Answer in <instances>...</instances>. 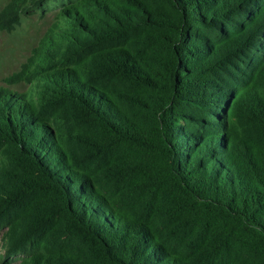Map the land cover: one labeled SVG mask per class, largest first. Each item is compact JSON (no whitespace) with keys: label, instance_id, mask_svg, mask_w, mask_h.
Masks as SVG:
<instances>
[{"label":"trees","instance_id":"trees-1","mask_svg":"<svg viewBox=\"0 0 264 264\" xmlns=\"http://www.w3.org/2000/svg\"><path fill=\"white\" fill-rule=\"evenodd\" d=\"M53 22L0 87V264H264V0H11Z\"/></svg>","mask_w":264,"mask_h":264},{"label":"rangeland","instance_id":"rangeland-1","mask_svg":"<svg viewBox=\"0 0 264 264\" xmlns=\"http://www.w3.org/2000/svg\"><path fill=\"white\" fill-rule=\"evenodd\" d=\"M10 1L0 0V11ZM53 18V13L42 14L38 9H34L23 17L21 25L16 30L11 33L0 32V87L21 90V85H10L5 80L18 72L28 60L52 24Z\"/></svg>","mask_w":264,"mask_h":264}]
</instances>
